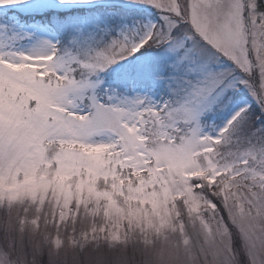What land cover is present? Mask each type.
I'll list each match as a JSON object with an SVG mask.
<instances>
[{"label": "snow or ice", "instance_id": "6c2138e0", "mask_svg": "<svg viewBox=\"0 0 264 264\" xmlns=\"http://www.w3.org/2000/svg\"><path fill=\"white\" fill-rule=\"evenodd\" d=\"M0 264H264V0H0Z\"/></svg>", "mask_w": 264, "mask_h": 264}]
</instances>
